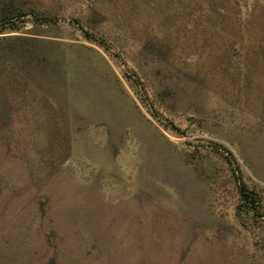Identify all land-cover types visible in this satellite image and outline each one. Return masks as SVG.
I'll use <instances>...</instances> for the list:
<instances>
[{"label": "rangeland", "instance_id": "rangeland-1", "mask_svg": "<svg viewBox=\"0 0 264 264\" xmlns=\"http://www.w3.org/2000/svg\"><path fill=\"white\" fill-rule=\"evenodd\" d=\"M0 264H264V0H0Z\"/></svg>", "mask_w": 264, "mask_h": 264}, {"label": "trees", "instance_id": "trees-1", "mask_svg": "<svg viewBox=\"0 0 264 264\" xmlns=\"http://www.w3.org/2000/svg\"><path fill=\"white\" fill-rule=\"evenodd\" d=\"M239 195L241 197V200L244 202H253L256 200L255 197H253L252 194L248 192L244 187H240Z\"/></svg>", "mask_w": 264, "mask_h": 264}]
</instances>
